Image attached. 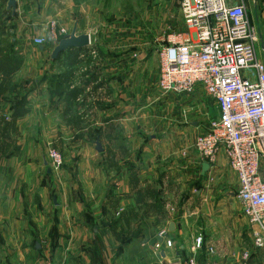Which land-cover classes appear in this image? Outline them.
Listing matches in <instances>:
<instances>
[{"label":"crops","instance_id":"obj_1","mask_svg":"<svg viewBox=\"0 0 264 264\" xmlns=\"http://www.w3.org/2000/svg\"><path fill=\"white\" fill-rule=\"evenodd\" d=\"M14 1L12 13L6 8L8 0H0V51L5 55L22 54L25 58L26 62L18 69L19 78L26 73V82L35 87H51L55 95L64 89L62 96L49 97L48 101L33 99L29 107L33 119L39 121V113H48L52 119L73 118L76 110L82 120L90 109L94 129L91 134L104 140L107 134L123 133L128 142L127 146L111 142L115 153L111 157L105 153L104 144L102 157H80L75 162L82 174L79 193L69 177L63 181L60 171L52 170L47 161L28 156L30 149L38 154V145L34 143H25L21 147L25 153L19 157L0 159V264H122L121 254L126 246L127 256L132 264H137L135 244L122 245L120 237V230L129 222L111 221L134 212L137 189L156 190L167 197L169 192L165 190L171 181L180 183L187 194V205L176 209L183 218L173 224V231L167 228L166 238L171 240L172 247L163 248L155 264L188 257L195 258L197 264H264V249L252 246L251 227L241 214V207L230 205L237 198L238 180L223 155L219 153L212 165L206 163L208 168L202 172L204 162L194 150V142L211 119L199 116L200 97L196 93L183 97L158 90L161 44L156 42L155 32H135V29L121 32V21L108 20L103 9L109 0ZM243 2L246 8L249 3L252 5L253 22L260 25V49L264 53V0ZM74 22L77 34L89 35L90 46L62 53L55 62H44L57 43L51 38V31L64 28L69 33ZM131 33L134 37L141 38L143 33L147 37L138 47L136 39H128ZM34 38L42 39L43 45H34ZM7 40L10 45L1 46ZM130 42L134 44L131 46ZM84 66L93 68L84 72ZM29 73L32 80L27 81ZM49 73L52 77L69 75V80L49 79L45 76ZM78 73H82L81 77L86 74L85 78L75 79ZM87 104L90 107L85 109ZM85 125L82 127L86 132L87 122ZM44 127L38 126L39 131ZM82 127L71 123L62 125L61 131L76 136L83 133ZM142 136H149L142 149L150 153L148 158L154 161L152 156H158V164L154 161L143 167L147 170L146 177V174L139 176L132 155H120L124 150L133 151ZM169 157L172 161H166ZM104 166L113 167L117 175L108 179L103 173ZM90 167L93 173H88ZM259 172L264 180V160L260 161ZM211 178L213 182L208 184ZM200 182L202 186L197 191L194 186ZM196 200L205 205L188 206ZM94 204L100 205L99 212ZM108 212L117 217L107 220ZM198 237L202 239L200 249L187 256ZM152 240L159 239L155 236ZM140 246L144 248L145 244Z\"/></svg>","mask_w":264,"mask_h":264},{"label":"built area","instance_id":"obj_2","mask_svg":"<svg viewBox=\"0 0 264 264\" xmlns=\"http://www.w3.org/2000/svg\"><path fill=\"white\" fill-rule=\"evenodd\" d=\"M235 2V3H233ZM243 0H180L179 13L186 28L168 32L158 51V90L191 94L201 88L218 116L194 142L200 160L214 164L221 153L238 180L237 199L250 225L252 246L264 249V65L256 56L257 31L250 24ZM67 35L51 31L58 41ZM42 39L34 38V45ZM53 170L61 165L55 151L48 154ZM168 231L161 230L157 256L172 247ZM193 251L202 239H195ZM167 264H197L195 258ZM205 264H215L208 262Z\"/></svg>","mask_w":264,"mask_h":264},{"label":"rangeland","instance_id":"obj_3","mask_svg":"<svg viewBox=\"0 0 264 264\" xmlns=\"http://www.w3.org/2000/svg\"><path fill=\"white\" fill-rule=\"evenodd\" d=\"M107 1V0H104ZM108 6L103 7L105 14L108 16V20L115 21L117 18L121 21L123 28L121 32H126L128 30H134L136 31H153L155 32V36L152 38L156 39V42L160 43V40L163 36H165L168 32L171 31H184L186 30L185 26L181 22L180 13H179V2L180 0H109ZM246 14L249 19L250 24L254 27V29L257 31L258 35V45L256 48V56L257 59L263 63L264 65V53L260 49V36L258 29H260V25L254 24L253 19V9L252 5L249 3L246 8ZM180 26V28H175L174 26ZM170 26V27H168ZM134 33V31H132ZM128 34L130 37L128 39L131 40L133 37L136 39L138 44V47L141 42H143V39H146L147 36L141 35V38L135 36L134 34ZM68 34V32H67ZM124 39V37H123ZM58 42V41H57ZM120 43L123 42L119 41ZM134 42H130V45L132 46ZM142 44V43H141ZM10 45L9 41L7 40L4 42L1 46H8ZM43 45V42L42 44ZM135 45V46H136ZM136 47V48H138ZM61 56V55H59ZM33 57V56H32ZM35 58V57H33ZM48 57L46 56L44 59V62H47ZM57 58L54 61L48 62H55ZM32 61V60H30ZM29 66H32V62H30ZM26 62L25 58L22 56V54H3V52L0 51V64H2V80L3 82L0 84V159L4 158H10V157H19L25 153V150H21V147H25V143H34L38 145L37 148V155L35 152L32 153V150H29V155L35 156L38 158L41 162L47 161L48 154L51 151H55L57 154L61 157V165L56 171H60L58 174L62 177L63 181H67L69 177V181H72L74 184V187L76 191L79 193L81 192L80 188V176L82 175L80 173V168L76 166L77 161H79L80 157L82 158H100L102 155L100 153L96 152L95 143L96 141L99 142L101 148L103 149V146L105 144V147L107 148V151L105 153L108 154V156L111 157V155L114 153L111 147V142H120L123 144H126L128 142V137L126 135H123V133H120L118 136L111 134H107V136H104V140L101 139V136L96 135L95 133L91 134V131L94 132V129L92 128V122H91V113L88 112L90 109L89 104H87L85 109V115L88 116V119H86L84 116H82V120L79 119L77 112L74 111L75 115H73V118H65V117H59L57 119H52L51 116H49L48 113L46 114H40V120H34L33 116L30 112V104L33 102V99L42 98L43 101H46L45 99L52 96L59 97L62 96L64 93V89L61 88L59 91V94L55 95L56 93L51 92V87H35L31 84V82H26V73L23 75V78H19L17 74H19V67L23 66V64ZM6 64L7 66H5ZM95 64V63H91ZM84 72L86 68H93L91 66H84ZM11 71H15L17 73L12 74ZM89 73V72H88ZM82 73H78L76 75L75 79H82L85 78L86 74L81 77ZM32 74H27L28 80H32L31 78ZM49 79H60L62 81L69 80V75L60 74L57 77H52L53 74L49 73V75H46ZM34 78V77H33ZM45 91V92H44ZM39 92V93H38ZM196 93L198 97H200L201 104H199V116L202 117L203 115L206 116L207 120L216 118L217 116V110L214 107V104L210 99H208L203 92L201 88H196L193 93L191 94H182L177 92H169L171 95L176 96H190L192 94ZM167 95V94H166ZM165 96V95H164ZM34 97V98H33ZM164 99H162V102ZM48 105V104H47ZM85 105V103H84ZM160 105V104H159ZM80 107V104L78 105V108ZM47 110V109H46ZM45 110V112H46ZM34 122V124H33ZM83 122V123H81ZM87 122L88 128L85 132V123ZM74 123L75 126H85L82 127L83 133L76 136L67 135L66 133L62 132V125ZM32 124V126H31ZM81 124V125H80ZM45 126L43 129L39 131L38 126L42 127ZM50 125V126H49ZM49 126V127H48ZM51 127H53L51 129ZM24 128H29L28 131H25ZM55 128V129H54ZM149 141V136L141 137L137 143H135L134 150L131 152H127V150H124L122 157H124L123 154H129L130 157L132 155V159L135 163L136 171L140 174L145 175L147 173V170H145L143 167L150 166L152 162L155 161L157 163L158 156H152L153 159H149L148 155L149 152L143 151V147L147 145V142ZM127 146V144H126ZM28 147V146H27ZM26 147V149H27ZM141 148V149H140ZM195 150V149H194ZM24 151V152H23ZM102 153V152H101ZM115 154V153H114ZM148 159V162H144L145 159ZM169 157L166 161H172ZM48 162V161H47ZM164 162V161H163ZM71 163V165H70ZM133 163V164H134ZM74 164V165H73ZM95 164V163H92ZM98 164V163H97ZM158 164V163H157ZM49 167L50 164H48ZM99 165V164H98ZM95 167V166H94ZM99 168V167H98ZM52 169V167H51ZM92 167L88 168V173L92 172ZM96 169V168H95ZM104 175L110 179L112 178L113 174L117 175L113 171V167L104 166L103 168ZM53 170V169H52ZM122 174V172H120ZM157 176H159V172L156 173ZM147 174L145 175V177ZM67 178V179H66ZM143 178V177H141ZM170 179V178H169ZM202 181V177L201 180ZM213 179L208 180V184L212 183ZM154 184V182H152ZM137 187L140 186L139 183L136 182ZM202 182H200L197 186V184L194 186L195 189L198 191V188H201ZM233 186V185H232ZM180 183L170 182L167 185L168 196H164L163 194H159L158 191H148L137 189L136 194L134 196L135 198V208L134 212L126 214L123 217H119L116 220H112L111 222L116 223L117 221L119 223L126 224L129 222V225H124V228L120 230V237L123 240L122 245H128L130 243H134V255L136 258V261H139L137 264H150V261L153 260L152 264H155L157 261L155 258L160 259L159 256L155 255V245L159 243V240H152L155 238V236L158 239V234L161 230H167L169 224L179 223L183 216H178L176 209L179 207H183L187 205V194L183 192V189H181ZM235 188H232L233 197L235 194ZM182 190V191H180ZM174 195V196H173ZM202 205L199 201H194V203L188 204L190 207H200ZM232 207L238 208L241 207L238 203L237 198H233L232 204H230ZM125 206V205H124ZM129 206V205H128ZM100 205H95L94 208L99 209ZM111 208V207H110ZM99 212V211H98ZM109 215L107 217V220L117 216H112L110 212H108ZM241 214L243 215L242 211ZM246 226V225H245ZM248 232V229H247ZM152 240V241H151ZM151 241V243H150ZM145 244V247H141L140 244ZM127 247V246H126ZM124 247L125 253L121 254V262L122 264H132V260L129 256H127V248ZM195 252L191 248L190 254L187 256L194 255ZM151 259V260H150Z\"/></svg>","mask_w":264,"mask_h":264},{"label":"water","instance_id":"obj_4","mask_svg":"<svg viewBox=\"0 0 264 264\" xmlns=\"http://www.w3.org/2000/svg\"><path fill=\"white\" fill-rule=\"evenodd\" d=\"M15 1L8 0L6 8L12 13L15 11ZM262 42V41H261ZM90 46L89 35L88 34H77V23L74 22L70 32L60 38L56 43L55 47L50 51L48 55L49 61H54L62 53H66L71 50H84ZM95 150L98 153H101L102 149L98 142L95 143ZM208 168L206 163L202 164V172ZM168 231H173V224H169Z\"/></svg>","mask_w":264,"mask_h":264},{"label":"trees","instance_id":"obj_5","mask_svg":"<svg viewBox=\"0 0 264 264\" xmlns=\"http://www.w3.org/2000/svg\"><path fill=\"white\" fill-rule=\"evenodd\" d=\"M78 51H82V50H78ZM68 52H69V51H68ZM68 52H66V54H67Z\"/></svg>","mask_w":264,"mask_h":264},{"label":"bare ground","instance_id":"obj_6","mask_svg":"<svg viewBox=\"0 0 264 264\" xmlns=\"http://www.w3.org/2000/svg\"><path fill=\"white\" fill-rule=\"evenodd\" d=\"M67 30V29H66Z\"/></svg>","mask_w":264,"mask_h":264}]
</instances>
